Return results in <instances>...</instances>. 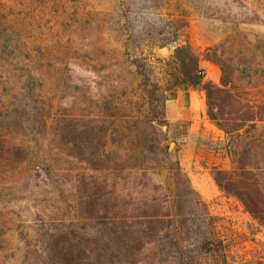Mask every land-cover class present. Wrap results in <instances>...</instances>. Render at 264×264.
<instances>
[{
	"label": "rangeland",
	"instance_id": "1",
	"mask_svg": "<svg viewBox=\"0 0 264 264\" xmlns=\"http://www.w3.org/2000/svg\"><path fill=\"white\" fill-rule=\"evenodd\" d=\"M0 23L14 30L0 38V264H22L26 250L40 248V229L67 222L68 215L61 189L44 185L32 164L10 161L12 145H29L11 123L20 109L30 116L23 132L33 137L35 128L45 145L56 142L57 124L65 120L91 138L80 162L63 157L64 186L92 175L100 184L116 183L131 202L167 200L168 212L179 217L177 163L228 246L223 264H264V225L214 177L218 170L234 172L237 180L264 188V130L245 136L239 144L245 156L235 155L230 138L209 118L203 86L220 85L224 65L228 87L264 107V0H0ZM181 47L198 59V86L178 73L186 56L177 55ZM188 89L204 92L219 132L199 141L200 167L210 181L199 177L198 189L182 163L189 122L171 121L187 110L178 101ZM154 109L162 111L156 124L168 161L142 154L140 127ZM42 120L47 124L37 123Z\"/></svg>",
	"mask_w": 264,
	"mask_h": 264
},
{
	"label": "trees",
	"instance_id": "2",
	"mask_svg": "<svg viewBox=\"0 0 264 264\" xmlns=\"http://www.w3.org/2000/svg\"><path fill=\"white\" fill-rule=\"evenodd\" d=\"M11 32H14L11 27L0 23V38L9 37ZM180 53L194 58V63L190 64L186 56L182 57L178 73L185 77L187 84L200 85L202 74L198 72L197 57L189 55L191 50L185 47L177 49V55ZM222 69L220 85L210 82L203 85L208 115L230 138L234 154L242 158L245 153L240 151L239 144L245 136L264 130V107L257 101L234 93L232 89L237 88L228 87L232 85L229 74L224 65ZM156 110L141 122L139 141L142 143V154L157 153L162 160L168 161L156 124L162 122L160 118L163 115L162 111ZM35 114L38 115L39 111ZM11 119L13 128L21 132L20 136L28 137L29 145H12L13 158L10 161L18 160L20 165L32 164L35 175L42 176L43 184L56 191L61 189V195L66 194V201L69 202L64 207L68 214L67 222L50 224L46 228L43 226L39 232L40 248L26 250L22 264L227 263L228 246L216 233L205 203L192 190L189 179L177 163L174 178L178 182L175 187L178 201L173 202L177 204L179 217L168 212L171 207L167 200L141 195V199L131 202L123 195L125 191H117L116 183L107 186L106 180L100 184L92 175L88 176L89 179L85 175H77L72 186H64L60 178L62 173H59L67 170L63 157L80 162L84 152L92 147L91 138L83 139L77 128L66 124L65 120L64 124H57L59 134H56V142L45 145L35 128L31 131L33 137L23 132L21 127L26 121L30 122L28 111L15 110ZM37 123L42 126L47 121ZM102 153L108 155L105 151ZM244 175L243 171L239 177ZM214 177L221 190L237 197L245 211L264 225V188L237 180L234 172L218 170ZM154 187L157 189V185ZM139 193L146 194L145 191ZM33 253L35 258L34 255L29 258Z\"/></svg>",
	"mask_w": 264,
	"mask_h": 264
},
{
	"label": "crops",
	"instance_id": "3",
	"mask_svg": "<svg viewBox=\"0 0 264 264\" xmlns=\"http://www.w3.org/2000/svg\"><path fill=\"white\" fill-rule=\"evenodd\" d=\"M178 104L181 109H187L185 112H178L171 116L173 122H189L188 131L185 136L186 144L183 147L184 157L182 160L185 170L191 177L195 188L201 187L202 183L199 177L210 181L208 173L200 167L202 160L201 151H204L199 144L200 139L214 138L219 135L216 127L210 123L205 104L203 91L198 89H188L181 93ZM199 169L200 172L193 169Z\"/></svg>",
	"mask_w": 264,
	"mask_h": 264
}]
</instances>
